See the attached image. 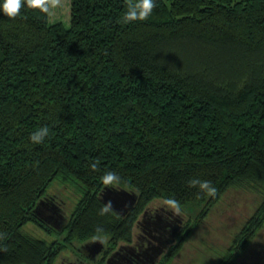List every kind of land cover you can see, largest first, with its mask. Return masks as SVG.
Here are the masks:
<instances>
[{
	"label": "trees",
	"instance_id": "trees-1",
	"mask_svg": "<svg viewBox=\"0 0 264 264\" xmlns=\"http://www.w3.org/2000/svg\"><path fill=\"white\" fill-rule=\"evenodd\" d=\"M70 1V27L51 22L50 0L0 10V264L55 263L59 245L23 229L42 223L33 211L56 183L81 195L68 243H130L157 199L206 204L202 222L236 184L264 189V0H157L131 23L133 1ZM43 125L50 135L34 144ZM196 178L216 195H198ZM112 186L139 195L125 218L99 212ZM263 226L264 198L215 264H239ZM184 227L159 264L182 252Z\"/></svg>",
	"mask_w": 264,
	"mask_h": 264
},
{
	"label": "rangeland",
	"instance_id": "rangeland-1",
	"mask_svg": "<svg viewBox=\"0 0 264 264\" xmlns=\"http://www.w3.org/2000/svg\"><path fill=\"white\" fill-rule=\"evenodd\" d=\"M50 2L51 22H62L66 27H70L71 1L50 0ZM49 198L53 200L54 204L58 205L63 215L69 219L73 217V213L81 200V195L69 185L56 183ZM263 198L264 189L259 185L247 182L236 184L235 187L224 193L218 204L211 207L207 217L202 222H200V218L201 214L206 211V204L175 207L164 200L157 199L148 207L152 211L158 210V208L171 210L184 221V233H187V240L184 242L182 252L171 264H215L219 256L231 246L233 238L241 232L248 219L257 212ZM23 233L33 239L37 238L58 244L61 251L54 264H106L107 257L115 252L119 246L133 244L139 237L145 236L142 229L137 226L134 228L133 240L130 243L115 242L110 237L104 236V242L107 243L106 246L108 247V249L106 248L107 251L97 256V260L91 261L80 250L86 242L93 239L84 243L78 241L68 243L66 242L67 231L57 232L50 227H43L42 223L36 222L26 224ZM237 263L264 264V226L250 242L246 252L239 258Z\"/></svg>",
	"mask_w": 264,
	"mask_h": 264
},
{
	"label": "water",
	"instance_id": "water-1",
	"mask_svg": "<svg viewBox=\"0 0 264 264\" xmlns=\"http://www.w3.org/2000/svg\"><path fill=\"white\" fill-rule=\"evenodd\" d=\"M138 193L136 191L127 190L116 186L106 187L101 192V200L104 204L108 201L112 203L111 211L118 216L125 218L131 211L134 210L138 203ZM150 208L147 207L145 212L137 220L136 226L141 228L144 233V226L151 222L155 228L153 246L141 251V247L137 243L132 245H123L115 251L109 259L107 264H159L161 258L174 245L177 238L181 235L184 226V221L175 212L166 210L165 208H158L152 213V217L148 216ZM43 224L54 228L57 232H63L69 224V219L63 215V212L54 204L53 200L45 198L38 202L33 211ZM149 218V219H148ZM148 219V220H147ZM148 223H147V222ZM145 234V233H144ZM146 235V234H145ZM80 250L91 261L97 260V256L102 254L107 248L104 239H93L86 242Z\"/></svg>",
	"mask_w": 264,
	"mask_h": 264
},
{
	"label": "clouds",
	"instance_id": "clouds-1",
	"mask_svg": "<svg viewBox=\"0 0 264 264\" xmlns=\"http://www.w3.org/2000/svg\"><path fill=\"white\" fill-rule=\"evenodd\" d=\"M34 7H41L47 11L48 6L42 4L41 0H27ZM26 0H0V10L3 11L9 17H15L21 13V9L25 6ZM157 6V0H133V2L127 5V10L123 12L122 20L125 23H131L137 20L147 19ZM50 135V128L48 125L38 127L35 131L30 133V140L34 144H43ZM99 160H94L90 163L91 169L95 170L99 167ZM101 181L105 185H114L115 182L120 180L119 174L114 170H107L101 176ZM192 186L199 187V194H205L208 196H215L217 188L210 180H200L198 178L189 181ZM167 203L175 205L176 201L172 198H168ZM111 201L106 202L99 210L101 215L108 213L112 209ZM97 233L103 232V228L97 226ZM3 236V233H0Z\"/></svg>",
	"mask_w": 264,
	"mask_h": 264
},
{
	"label": "flooded vegetation",
	"instance_id": "flooded-vegetation-1",
	"mask_svg": "<svg viewBox=\"0 0 264 264\" xmlns=\"http://www.w3.org/2000/svg\"><path fill=\"white\" fill-rule=\"evenodd\" d=\"M49 198V197H47ZM51 199V198H49ZM52 200V199H51ZM150 213H148V216H150V218L152 217V213H154V211H152V209L150 208ZM149 219V218H148ZM147 219V220H148ZM147 222V221H146ZM148 223V222H147ZM153 223L151 222L150 224H148L147 226H144V233L146 234L145 236L139 237L136 241L137 245H139V247H141V251L148 249V247H151L155 241H154V237H156V233H155V228L152 227ZM127 245H132L131 244H127ZM122 246H119L116 250H118L119 248H121ZM115 250V251H116ZM106 252V250L104 251ZM104 252L102 254H104ZM115 252H112L108 257L107 260L109 259V257ZM101 254V255H102ZM107 260H106V264H107Z\"/></svg>",
	"mask_w": 264,
	"mask_h": 264
}]
</instances>
